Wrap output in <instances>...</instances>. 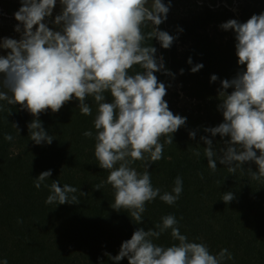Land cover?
I'll return each instance as SVG.
<instances>
[{
  "label": "clouds",
  "instance_id": "obj_1",
  "mask_svg": "<svg viewBox=\"0 0 264 264\" xmlns=\"http://www.w3.org/2000/svg\"><path fill=\"white\" fill-rule=\"evenodd\" d=\"M20 3L14 13L20 39H0V49L9 50L0 55V101L27 110L34 117L27 126L29 139L36 145H50L54 136L43 128L40 114L49 109L59 112L75 99L80 113L91 116L92 107L86 103L91 98L96 105L95 132L88 130L83 135L94 138L95 158L99 167L108 171L106 182L114 190L111 207L117 212L126 210L139 225L144 221L146 204L157 197L174 205L183 191L182 179L177 176L172 191L161 194L153 187L148 170L151 163L163 158L164 145L173 143V134L187 120L174 114L164 99L167 87L154 73L174 74L149 43L155 38L162 48L170 49L178 39L158 27L167 20L172 0H59L61 12L50 19L54 28L45 21L52 18L57 0ZM149 25L151 30L145 31ZM220 28L234 31L237 62L246 67L231 80L221 81L218 110L223 122L204 129L213 137L219 134L230 139L225 140L226 147L218 156L212 140L201 137L207 145L204 155L212 172L217 170V159L233 174L245 163L254 162L258 170L249 168L248 172L259 181L264 179V13L253 14L243 23L230 19ZM188 63H192L191 58ZM136 66L140 70L132 72ZM202 67L197 64L191 71ZM180 72L183 74V69ZM210 79L215 82L218 77ZM106 94L111 102H105ZM11 112L9 109V115ZM13 126L19 132L18 126ZM195 136V131L189 132L190 138ZM4 140L12 141L13 137L5 134ZM194 155L200 152L194 150ZM136 161L144 162L143 172L133 167ZM51 175V170L40 173L34 179L35 188L40 189ZM45 186L50 190L46 204L79 203L77 188L68 184L61 187L58 180ZM233 199L231 192L222 196L226 205ZM177 225L174 215H165L155 228H137L122 242L116 256L105 255L117 264L124 258L128 264H225L233 259L226 248L211 254L205 243L190 241ZM169 229L176 243L164 246L154 242ZM0 264H8L7 259H0Z\"/></svg>",
  "mask_w": 264,
  "mask_h": 264
},
{
  "label": "trees",
  "instance_id": "obj_2",
  "mask_svg": "<svg viewBox=\"0 0 264 264\" xmlns=\"http://www.w3.org/2000/svg\"><path fill=\"white\" fill-rule=\"evenodd\" d=\"M260 13H264V0H246L238 21L246 22ZM231 17L227 10L204 8L169 30L178 39L165 51L167 69L178 77L183 93L196 107L185 116L186 124L173 134V143L164 145L163 158L148 169L153 187L161 194L172 191L177 176L182 179L183 191L174 205L165 204L159 197L147 203L142 224H135L126 210L117 212L111 207L114 190L106 182L108 171L100 168L95 158L94 138L83 135L88 130L95 132L96 105L91 98L86 100L93 110L91 116L80 113L75 99L59 112L49 109L40 114L43 128L54 136L50 145H36L29 139L27 126L34 117L27 110L0 101L4 105L0 111V259H7L8 264H117L105 253L116 256L122 242L137 228H155L163 216L172 214L190 241L205 243L211 254L228 249L233 259L225 264H264V179L253 180L248 172L249 168L257 171V165L247 162L233 174L217 159V170L212 172L204 155L207 145L201 140L211 139L213 150L220 156L225 140L230 139L219 134L213 137L204 129L223 122L218 110L221 81L231 80L246 67L237 62L235 33L219 40L210 35L211 27ZM149 30L151 25L145 29ZM149 43L157 49L155 38ZM156 55L159 57L158 52ZM197 64L203 67L193 73L191 68ZM139 70L136 66L131 71ZM154 74L169 87L168 75ZM212 75L218 77L215 82H211ZM111 99L106 94L105 102ZM190 131H195V139L189 137ZM5 134H11L13 140H4ZM194 150L200 155H194ZM133 167L143 172L144 162L136 161ZM48 170L52 175L40 189L35 188L34 179ZM57 180L61 187L68 184L77 188L79 203H45L50 194L45 185ZM101 184L99 190L94 189ZM228 192L234 199L226 205L222 196ZM170 232L154 242L164 246L176 243ZM118 264H128L127 258Z\"/></svg>",
  "mask_w": 264,
  "mask_h": 264
},
{
  "label": "rangeland",
  "instance_id": "obj_3",
  "mask_svg": "<svg viewBox=\"0 0 264 264\" xmlns=\"http://www.w3.org/2000/svg\"><path fill=\"white\" fill-rule=\"evenodd\" d=\"M172 0L171 8L168 13L167 20L159 25V29L163 31L175 29L176 22L186 19L192 15L198 14L209 8L216 11L227 10L232 16L230 19L238 20L240 9L246 2V0ZM229 1L231 3H229ZM21 7L20 0H0V39L8 37L13 39H20V33L15 31V26L19 23L14 17V13ZM61 12V5L57 0V5L53 11L52 18H46L49 27L55 26L50 23V19ZM22 27V26H21ZM233 30L224 31L220 28V25L210 28V35L213 39L219 40L220 38L228 37ZM9 50L0 49V55H6ZM166 49L162 48L158 42L157 52L159 56H163L165 67L166 65ZM169 87L167 88V95L165 100L169 105V109L174 113L183 117L192 114L195 110L196 103L190 100L182 91V87L179 83L176 75L169 76Z\"/></svg>",
  "mask_w": 264,
  "mask_h": 264
}]
</instances>
